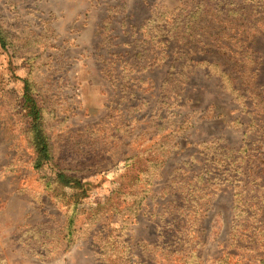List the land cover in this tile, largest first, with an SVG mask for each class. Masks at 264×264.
<instances>
[{
	"label": "rangeland",
	"instance_id": "obj_1",
	"mask_svg": "<svg viewBox=\"0 0 264 264\" xmlns=\"http://www.w3.org/2000/svg\"><path fill=\"white\" fill-rule=\"evenodd\" d=\"M197 1L0 0V264H259L264 199L263 212L253 207L248 218L237 182L215 179L204 189L198 176L213 165L198 144L217 138L239 148L251 138L264 151V0L246 9L256 32L248 19L219 17L216 25L233 35L223 41L231 55L200 31L214 14L195 22L200 65L168 76L171 58L151 39L154 22L162 13L182 19ZM244 36L254 42V64ZM175 38L169 53L180 57ZM207 57L224 75L213 65L210 74ZM25 80L51 146L41 169ZM259 151L231 152L241 156L232 176L238 164L264 165L253 156ZM58 170L80 178L85 194L59 182ZM135 199L142 201L132 209Z\"/></svg>",
	"mask_w": 264,
	"mask_h": 264
},
{
	"label": "trees",
	"instance_id": "obj_2",
	"mask_svg": "<svg viewBox=\"0 0 264 264\" xmlns=\"http://www.w3.org/2000/svg\"><path fill=\"white\" fill-rule=\"evenodd\" d=\"M256 4V0H247L245 1L246 6L237 5L235 2L231 0H199L196 2V6H194L188 13L185 15H181L182 19L179 14L175 13H162L157 15V20L154 22V29L153 32L155 36L151 37V39L154 41L155 39H158L157 45L158 48L163 46L161 49L162 54H165L164 58H171L169 61L170 63L165 64L167 67V74L168 76H174V75H185L184 68L187 66L189 69H191L193 66H199L201 61L198 59H195L197 51H193V48L191 46V43L195 41V35L200 36L202 38L203 35H201L202 32H197L198 27L196 26L199 22L201 23L204 18L212 13L215 18L213 17V21L215 22L214 25L213 22L208 25H203L200 28V31H203L208 36L206 40H211V46H216L220 48L221 50L226 49L231 53H234V49L232 47V44H228L226 42H223L228 39H233V35H231L229 32L225 33V27H218L216 24L223 22V19L219 20V17L223 18H232V19H238L243 22L246 21L248 17V13L246 11L247 7L250 3ZM254 6V5H253ZM258 7V6H257ZM195 8H197L199 11H195ZM197 13L200 14V16L197 17ZM164 16V20L163 19ZM197 17V18H196ZM194 21V22H193ZM149 22H152V19L149 20ZM195 22H198L195 24ZM248 22H250L251 29L255 28L256 24L253 23L251 20L248 19ZM182 24V29L178 31V25ZM147 28L150 29V27L147 25ZM258 29H253V31H258ZM205 30V31H204ZM246 29H244L245 31ZM148 32V31H147ZM178 33V34H176ZM182 37L181 44L183 47H181L180 54H178L180 57H176V54L174 52L169 53L170 45L173 41H175V36ZM244 38H246L244 36ZM203 41V40H201ZM0 42L3 46L6 45L7 40L6 37L0 34ZM221 42V43H220ZM242 42L248 43L247 49L251 51V62L254 64L256 63V51L253 47V41H250L248 38L244 39ZM215 44V45H214ZM138 56L141 55V52H138ZM183 59L180 64H176L177 59ZM208 58V57H207ZM204 58L202 61H206L208 64L206 67H208L210 74L214 72L212 68H210L212 65L218 69V72H215V74L224 75V70L220 69L221 64L219 62H213L210 58ZM243 61V60H241ZM188 63V64H187ZM242 69L244 66L242 65ZM220 69V70H219ZM188 74V73H187ZM209 73H207L208 75ZM219 76V75H218ZM188 78V76H187ZM188 78V80H190ZM234 94L237 92V88H234L231 90ZM25 102L28 104L29 107V115L32 120L31 124V131H32V141L35 148V157H34V167L36 169H41L44 167L50 160H52V152H51V146L49 144V141L44 134V131L41 126V110L39 105L37 104V101L35 100V97L31 94L30 86L28 81L25 80ZM260 98V97H259ZM260 102H264V98H260ZM260 140V139H258ZM222 139H211L206 140L203 142H200L198 144V148L200 149L201 154H203L206 157V160L211 162L212 169L209 168H202L204 170H201L200 175L198 176L199 180H202L204 189H209L213 186V182H215V179H220L222 183H228V182H237L236 184L237 189L239 190L237 192L238 196V205L239 207L246 208V215L249 216L248 218H253L256 216V212L253 210V207L258 208L260 212H263L262 207V199H264V194L261 193V190L264 189V165H260L257 162L253 166H244L241 164L237 165L236 171H238V174L235 176H232L230 166L233 164V161L238 160L241 158V156H236L235 158L234 154L231 152H235L236 154L243 153L244 150L249 151L250 155L254 153L255 151H259L258 148H254L255 141L251 140V138L245 139L244 144L239 148H232L226 145L221 144ZM251 141V142H250ZM251 143V145L249 144ZM244 149V150H243ZM248 155L247 157H249ZM254 157H257V161L261 160L264 161V151H259L258 154H253ZM220 161L221 163L227 162L223 169L220 165L215 166L216 162ZM132 164H129V167ZM220 167L221 169H219ZM148 166H141L140 167V174H147ZM215 171H221L223 174L219 176L220 173H214ZM212 172V173H211ZM243 178H240V177ZM56 177L59 182H61L64 185H70L73 188L82 190L81 193L78 194V196H83L86 192V188L81 181L80 178H74L73 180H70L67 176V173L64 170H58L56 172ZM237 177V178H236ZM245 177V178H244ZM148 178V175H147ZM235 179V180H233ZM237 179V180H236ZM134 181V180H133ZM234 182V183H235ZM131 183V181H130ZM244 184V185H243ZM244 186L245 190H241V186ZM253 185L258 188V190L251 189V191H254L255 194L250 195V192L246 196V198H240L248 191V186ZM196 186H200L196 184ZM124 187V185H122ZM121 189V188H120ZM118 189V190H120ZM247 189V190H246ZM261 189V190H260ZM117 190V192H118ZM116 192V191H115ZM114 192V193H115ZM113 193V194H114ZM141 198V196H140ZM110 200V199H109ZM137 199L134 200V203L131 205V208L137 204H141L142 199L138 201ZM101 206H99L98 210H101ZM130 208H128L129 210ZM255 215V216H254ZM253 216V217H252ZM258 223H263V220H259ZM238 226L242 228L244 226V223H241L240 221L237 223ZM234 234V232H233ZM237 236V234H234ZM228 254L233 255L234 253L227 252ZM223 259V260H222ZM219 262H222V264H227L228 261L224 258H220ZM129 261V260H128ZM192 262H188L186 264H191ZM259 264H264V253L261 255Z\"/></svg>",
	"mask_w": 264,
	"mask_h": 264
}]
</instances>
